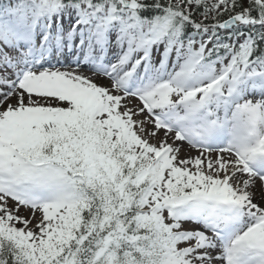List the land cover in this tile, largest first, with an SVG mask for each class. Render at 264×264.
I'll return each instance as SVG.
<instances>
[{"label": "snow or ice", "instance_id": "6c2138e0", "mask_svg": "<svg viewBox=\"0 0 264 264\" xmlns=\"http://www.w3.org/2000/svg\"><path fill=\"white\" fill-rule=\"evenodd\" d=\"M0 264H264V0H0Z\"/></svg>", "mask_w": 264, "mask_h": 264}, {"label": "rangeland", "instance_id": "374dc122", "mask_svg": "<svg viewBox=\"0 0 264 264\" xmlns=\"http://www.w3.org/2000/svg\"><path fill=\"white\" fill-rule=\"evenodd\" d=\"M22 214H24V213L22 212Z\"/></svg>", "mask_w": 264, "mask_h": 264}]
</instances>
